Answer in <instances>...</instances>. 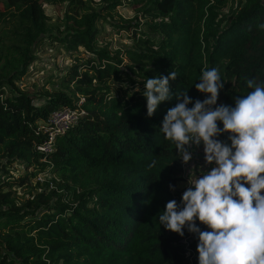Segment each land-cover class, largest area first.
<instances>
[{
	"label": "trees",
	"instance_id": "1",
	"mask_svg": "<svg viewBox=\"0 0 264 264\" xmlns=\"http://www.w3.org/2000/svg\"><path fill=\"white\" fill-rule=\"evenodd\" d=\"M44 1L67 2V34L55 40L75 56L62 88L37 96L15 82L50 32ZM120 4L108 0L104 8ZM225 8L229 15L217 20ZM144 13L155 19L147 32L121 25L133 33V46L113 52L97 46L103 17L87 0H0V264H198V237L159 224L167 202H181L184 171L160 128L175 94L206 98L195 88L205 69L217 68L223 80L219 105L234 107L252 91L249 80L264 85V0H149ZM172 71V98L148 117L146 79ZM80 98L79 122L57 136L53 153H39L43 122ZM218 139L228 142L227 135ZM18 161L25 172L9 177L6 168ZM39 174L61 176L63 193L17 200L14 186L30 187Z\"/></svg>",
	"mask_w": 264,
	"mask_h": 264
},
{
	"label": "clouds",
	"instance_id": "2",
	"mask_svg": "<svg viewBox=\"0 0 264 264\" xmlns=\"http://www.w3.org/2000/svg\"><path fill=\"white\" fill-rule=\"evenodd\" d=\"M170 80L175 71L146 79L148 117L172 98ZM222 81L217 68L203 70L195 88L206 98L193 102L188 91L175 94L177 103L163 119L160 131L182 164L203 145L205 165L212 167L189 169L180 204L167 202L159 224L181 237L185 228L198 237V264H264V85L249 80L252 91L236 98L234 107L217 106ZM223 135L230 143L218 139ZM156 164L154 159L149 167Z\"/></svg>",
	"mask_w": 264,
	"mask_h": 264
},
{
	"label": "rangeland",
	"instance_id": "3",
	"mask_svg": "<svg viewBox=\"0 0 264 264\" xmlns=\"http://www.w3.org/2000/svg\"><path fill=\"white\" fill-rule=\"evenodd\" d=\"M119 1L121 4L116 9L106 10L104 6H106L108 0H87L90 8L98 10L103 17L97 23L99 30L97 46L103 47L106 45L113 52L133 46V33L121 28V25L138 24L140 30L147 32L146 22L155 20L149 14L144 13V8L147 7L149 0ZM43 8L49 22L50 32L42 38L40 45L32 47V56H35V58L30 63L27 73L15 82V86L19 90L37 96H47L62 88L63 78L72 65L75 56L64 42L55 40V38H62L63 40L67 34V2L53 3L44 1ZM217 15V20L225 19L223 16L229 15V9H221ZM77 52L86 56H94L83 47H79ZM42 102L43 99L40 98L35 101L36 104H41ZM228 143L230 142L228 141ZM191 151L193 152V158L189 164H183V181L179 183L177 188L182 195L188 187L187 180L190 168L197 166L203 167L204 171H208L212 167L211 165H205L203 145ZM2 167L0 166V173L3 170ZM6 171L10 175L9 177L18 178L20 173L25 172V166L18 161L6 168ZM197 175H199V172H197ZM43 178L42 181L37 179L31 181L30 187L21 189L18 185L14 186V190L17 191V200L22 202L26 199H34L41 194L49 197L51 191H56L57 194L63 193L59 188V183H63L61 176L51 174L47 178ZM53 180H56V183H53ZM55 197L52 198V201H55Z\"/></svg>",
	"mask_w": 264,
	"mask_h": 264
},
{
	"label": "built area",
	"instance_id": "4",
	"mask_svg": "<svg viewBox=\"0 0 264 264\" xmlns=\"http://www.w3.org/2000/svg\"><path fill=\"white\" fill-rule=\"evenodd\" d=\"M83 102L84 98H80L78 103L73 106L53 111L49 118L43 122L41 129H43L45 139L36 148L39 153L48 155L55 151L57 136L65 134L79 122L80 117L84 113ZM36 179L42 181L44 178L42 174H39Z\"/></svg>",
	"mask_w": 264,
	"mask_h": 264
}]
</instances>
